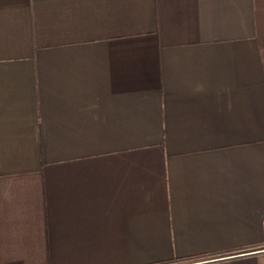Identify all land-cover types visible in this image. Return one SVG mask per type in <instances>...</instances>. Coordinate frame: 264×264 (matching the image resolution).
<instances>
[{
  "label": "crops",
  "instance_id": "1",
  "mask_svg": "<svg viewBox=\"0 0 264 264\" xmlns=\"http://www.w3.org/2000/svg\"><path fill=\"white\" fill-rule=\"evenodd\" d=\"M0 264H264V0H0Z\"/></svg>",
  "mask_w": 264,
  "mask_h": 264
}]
</instances>
